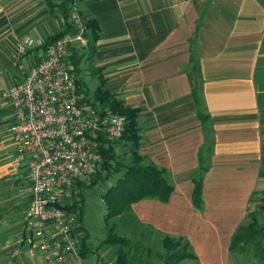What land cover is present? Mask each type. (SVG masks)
<instances>
[{"label": "crops", "instance_id": "0c3cea01", "mask_svg": "<svg viewBox=\"0 0 264 264\" xmlns=\"http://www.w3.org/2000/svg\"><path fill=\"white\" fill-rule=\"evenodd\" d=\"M79 9L100 27L90 57L98 77L127 107L139 109V152L165 168L174 185L167 202L146 197L131 203L125 213L132 229L183 237L199 264H233L232 235L254 193L264 191V0H79ZM64 21L47 0H0V93L44 52L34 48L17 57V38L56 35ZM199 110L209 116L215 138L201 208L193 202L206 145ZM13 122L9 101L0 99V180L6 177L16 194L26 172L11 176ZM22 214L9 211L0 264Z\"/></svg>", "mask_w": 264, "mask_h": 264}, {"label": "built area", "instance_id": "2783aa9c", "mask_svg": "<svg viewBox=\"0 0 264 264\" xmlns=\"http://www.w3.org/2000/svg\"><path fill=\"white\" fill-rule=\"evenodd\" d=\"M69 20L73 28L51 42L29 33L17 38V57L34 48L44 52L22 80L0 93L14 113L11 174L24 169L30 188L21 230L3 264H113L82 254L78 216L64 206L78 183L100 170L104 148L123 136L128 119L83 100L68 59L73 46L87 45V26L76 6Z\"/></svg>", "mask_w": 264, "mask_h": 264}, {"label": "trees", "instance_id": "16d2710c", "mask_svg": "<svg viewBox=\"0 0 264 264\" xmlns=\"http://www.w3.org/2000/svg\"><path fill=\"white\" fill-rule=\"evenodd\" d=\"M74 2L75 0H47L51 11L60 18L63 17L65 20L64 30L56 35L48 36L46 38L47 42L57 39L73 28L69 16ZM84 19L87 26L86 36L88 38V43L85 46H73L70 55L71 67L76 75L82 70L80 64L83 57L86 56L88 52L89 57H91V51L95 48L98 32L100 30L99 24L95 19L87 18L86 16H84ZM99 77L100 82L92 91L93 94H89L88 89L87 91L84 90L82 87V80L79 77L77 78L78 91L82 95L83 100L102 111L109 110L126 115L128 123L123 136L118 140L108 143L107 147L104 148L103 163L100 170L90 177L89 180L92 179L90 183L87 181H80L78 183V190L73 193V195H77L78 198L75 199L72 204H65L64 206L78 216L80 229L83 233L81 237V251L84 256H86L88 252L92 253L96 251L97 248L94 249L91 247L90 233L84 225L86 196L82 193V188L88 185L93 187L100 180L109 179L113 174L123 171V173L117 177L116 182L110 185L104 193V199L108 209L106 218L122 214L124 211L130 209L132 202L142 198H155L167 202L174 191V185L170 181L168 171L153 163L146 162L145 158L139 152L141 141L140 127L138 124L139 109L127 107L122 99L116 97L115 94L105 86V80L101 75H99ZM194 93L196 98L200 101L198 91H194ZM198 115L203 121V128L206 133V145L200 152V163L194 176L195 187L193 190V202L197 208H201L204 203V177L210 167V157L214 149L215 138L209 116L203 113L202 110L198 111ZM121 143L130 146L129 152L131 158L126 163L117 152V146ZM103 171H106V175H103ZM19 175L17 177H19ZM5 178L6 177L3 179ZM29 196L30 194L28 198ZM252 202L253 204L246 220L237 227L232 235L230 254L231 257L237 261L249 259L252 260L251 264H264V191L254 193ZM10 203L11 201H9V204ZM26 207L27 203L25 204L24 210ZM24 210L22 212H24ZM107 231V237L104 240L105 244L110 243L119 246L129 245L128 247L132 248V245H130L131 240L126 236L119 235L115 231L114 226ZM164 238V246L167 250L173 251L171 260L167 264H178L186 258L195 257V254L188 249V241L184 240L183 237L165 236ZM170 240H177L178 244L184 242L186 247L184 246V248L180 249L173 248L168 244ZM125 251L119 250L120 253L118 258H115L116 264L121 262L120 260L123 255H127V251Z\"/></svg>", "mask_w": 264, "mask_h": 264}, {"label": "rangeland", "instance_id": "374dc122", "mask_svg": "<svg viewBox=\"0 0 264 264\" xmlns=\"http://www.w3.org/2000/svg\"><path fill=\"white\" fill-rule=\"evenodd\" d=\"M73 6L79 9V1L75 0ZM82 14V13H81ZM83 19L84 16L82 15ZM85 21V19H84ZM86 23V21H85ZM69 64L71 66V57L68 59ZM81 72L77 75L82 80V87L84 90H89V94L95 89V84H97L98 80L100 81V77H98V73L96 68L92 65L89 57V52L86 56L83 57L81 61ZM98 78V79H97ZM93 94V93H92ZM129 145H124L123 143L117 146V152L121 158H123L124 162H128L131 158L129 152ZM122 170V169H121ZM120 171V170H119ZM123 171L117 172L112 175L111 178H106L100 180L95 186L88 185L81 189L82 193L86 196V207L84 214V225L88 229L90 233V245L92 248L96 249L93 251V256H100L103 258L104 262L107 260L113 261V264H116L115 258H118L119 250H126L127 255H123L119 264H167L171 260L173 255V251L167 250L164 246V240L162 236L154 233H148L147 235H141L140 228L132 229L130 220L133 219L131 216H128V212L124 211L122 214L106 218L107 215V204L104 199V193L107 188L116 182L117 177L120 176ZM103 175H106V171H103ZM13 176V175H11ZM22 178L20 183V187L15 190V193H12V186L8 179H3L0 181V236L4 233L5 229H8V215L10 210H16L18 213L24 210L25 204L28 200V193L26 188L27 183L25 177ZM92 180V179H91ZM91 180H87L90 183ZM25 183V184H24ZM78 190V189H77ZM27 192V194H26ZM15 195L14 200L11 201V204L16 205L17 207L11 208L9 201L10 196ZM77 195H69L66 204H72L75 199H77ZM8 218V219H7ZM135 221V220H134ZM17 219L13 220V223H16ZM134 225V224H133ZM114 226L115 231L119 235H123L128 237L131 240L132 248L119 245H113L110 243L105 244L104 240L107 237L108 229H111ZM135 226V225H134ZM147 232V231H146ZM168 244L176 249L184 248L185 243L180 242L177 243V240H170ZM186 247V246H185ZM1 248V247H0ZM119 249V250H118ZM131 250V251H130ZM116 254V256H115ZM1 255V254H0ZM93 257V259H94ZM126 260V262H125ZM233 264H251L252 260L245 259L242 261H237L232 258ZM178 264H199L197 260L192 258H186L179 262Z\"/></svg>", "mask_w": 264, "mask_h": 264}]
</instances>
